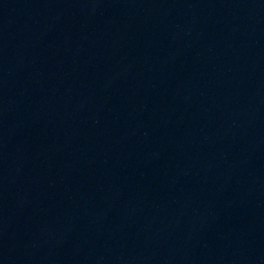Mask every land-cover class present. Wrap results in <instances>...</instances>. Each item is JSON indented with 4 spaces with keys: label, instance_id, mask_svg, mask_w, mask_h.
I'll list each match as a JSON object with an SVG mask.
<instances>
[{
    "label": "water",
    "instance_id": "water-1",
    "mask_svg": "<svg viewBox=\"0 0 264 264\" xmlns=\"http://www.w3.org/2000/svg\"><path fill=\"white\" fill-rule=\"evenodd\" d=\"M0 193L17 264H264V0H0Z\"/></svg>",
    "mask_w": 264,
    "mask_h": 264
}]
</instances>
